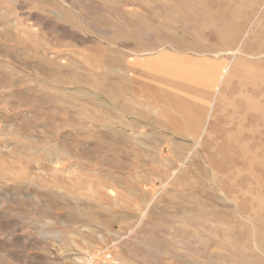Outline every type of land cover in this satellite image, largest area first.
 I'll list each match as a JSON object with an SVG mask.
<instances>
[{
	"label": "rangeland",
	"instance_id": "1",
	"mask_svg": "<svg viewBox=\"0 0 264 264\" xmlns=\"http://www.w3.org/2000/svg\"><path fill=\"white\" fill-rule=\"evenodd\" d=\"M238 83L263 92L264 0H0V264H264Z\"/></svg>",
	"mask_w": 264,
	"mask_h": 264
},
{
	"label": "bare ground",
	"instance_id": "2",
	"mask_svg": "<svg viewBox=\"0 0 264 264\" xmlns=\"http://www.w3.org/2000/svg\"><path fill=\"white\" fill-rule=\"evenodd\" d=\"M198 6L196 7H194V9L192 8V10L194 11V12H199V13H202V8L204 7V3L202 2V1H200L198 4H197ZM167 11V10H166ZM231 19L232 18H230V19H228V20H226L225 22H227V24H228V22H231ZM219 22V21H218ZM221 22H222V20L220 21V23H219V25L217 24V25H215V29H218V28H220V26H221ZM223 27H224V25H222ZM185 28V27H184ZM136 47H138V46H136ZM169 48L171 49V50H173L174 52H181V49H179V48H177V47H175V46H173V45H170L169 46ZM162 51V50H161ZM179 52V53H180ZM115 57V56H114ZM139 57V56H138ZM117 58V57H116ZM152 58V57H151ZM109 59V58H108ZM170 60V59H169ZM107 61V60H106ZM108 61H110L109 63H111V60H108ZM159 61V60H158ZM214 62V61H213ZM150 62H149V60L148 61H146L145 62V64H149ZM158 63H160V61L158 62ZM112 64H113V62H112ZM165 64V63H164ZM167 64V63H166ZM169 64V63H168ZM106 65V64H105ZM117 65H118V63H117ZM112 66V65H111ZM114 66V65H113ZM192 66V65H191ZM106 67V66H105ZM193 67V66H192ZM195 68H196V66H194ZM177 68V67H176ZM199 68V67H198ZM211 68V67H210ZM106 69V68H105ZM211 71H209V73H205V79L210 83V84H212V88H214L215 89V92H214V94H213V97L216 95V91H217V89H218V84L220 85V80L222 79V78H224V75H225V72H226V70H227V67H224V66H222V64L221 65H216V64H213V66H212V68L210 69ZM171 71L173 72V70L171 69ZM191 71V70H190ZM131 72V71H130ZM139 72V71H138ZM141 72V71H140ZM152 73V72H151ZM171 73V72H170ZM147 74V73H146ZM139 75V74H138ZM160 76V75H159ZM133 77V76H132ZM146 77V76H145ZM148 77V76H147ZM170 78V77H169ZM177 79V78H176ZM195 79V78H194ZM229 79H230V77H226V79H225V82H223L224 83V86H225V88H226V84H228L229 83ZM124 80V79H123ZM128 80V79H127ZM170 80V79H169ZM200 80V79H199ZM155 81H156V79H155ZM118 82V81H117ZM146 83H149V82H146ZM169 83V82H168ZM117 84V83H116ZM120 84H121V82H120ZM151 84V83H150ZM160 84V83H159ZM166 84V83H165ZM261 84V86H264V84H262V83H260ZM118 85V84H117ZM122 86H123V84H122ZM121 86V87H122ZM125 86V85H124ZM168 86V85H167ZM116 87V86H115ZM120 87V86H119ZM158 87V86H157ZM171 87V86H170ZM174 88V87H173ZM238 88H243L245 91H246V93H248V91L250 90V93H252V94H250V95H247V94H245L244 96H243V101L241 102V107L243 108L242 110L244 111L243 113H244V120L245 121H247V122H249V124H253V122H258V121H260V122H262V123H264V88H263V92L262 93H259V91H257V90H255L254 89V86H252L251 88H249L248 89V87H247V85H245L244 87H242V85L240 84V83H238L237 85H236V89H238ZM122 89V88H121ZM202 89V88H201ZM206 89V88H205ZM236 89L234 90V91H236ZM119 90V89H118ZM128 90V89H127ZM178 90V89H177ZM110 91V90H109ZM123 91V90H122ZM183 91V90H182ZM261 91V90H260ZM184 92V91H183ZM115 93V92H114ZM160 93V92H159ZM173 93H175V92H173ZM189 93V92H188ZM163 94V93H162ZM114 96H116V95H114ZM181 96V95H180ZM182 96H184V95H182ZM253 98H262L263 99V105H262V107H258V100L257 101H255ZM115 99H117V98H115ZM222 99H223V97L222 96H219V100L222 102ZM115 101V100H114ZM115 102H117V101H115ZM201 102V101H200ZM196 103V102H195ZM203 104V103H202ZM203 105H205V104H203ZM213 106V105H212ZM172 107L174 108V109H176V110H178V112L181 114V115H179V114H175V115H171V114H165L164 113V116H166V117H168V119H169V121H170V125L171 126H173V127H175L176 129H179L178 131H181V132H186L187 133V131L188 130H186L187 128V125H188V120L186 119V113H187V111H189L188 110V107H187V105L186 104H184V103H178V102H174V99H172ZM190 109V108H189ZM251 109H258L257 110V115H249V114H247V112L249 111V110H251ZM191 110V109H190ZM130 111V110H129ZM123 112H125V111H123ZM188 114H189V112H188ZM209 117V116H208ZM189 119V118H188ZM154 125H156L155 123H154ZM158 125V124H157ZM111 127V126H110ZM159 127V126H158ZM177 127H180V128H177ZM165 129V128H164ZM205 131V130H204ZM251 132V133H250ZM188 135V134H187ZM200 135V134H199ZM244 138H246L247 140H248V142H250V145H249V143H247L249 146H250V148H251V150H252V152H251V154L249 155V158H247V160L249 159V164H250V166L252 167V168H254V169H264V167L263 168H259V166H260V164H264V132L263 133H261V135H260V137H259V139L260 140H262V143H263V145L261 146L262 147V149H261V147L259 148L258 147V145H256V136H255V131H249V134L247 135V136H245ZM199 140H200V138H199ZM239 151H240V153L241 154H246V152H245V147L244 146H239ZM112 192V191H111ZM110 192V193H111ZM113 193V192H112ZM114 193H115V191H114ZM114 195V194H113ZM110 197V196H109ZM108 197V198H109ZM111 198H112V196H111ZM113 199V198H112ZM102 209V208H101ZM263 211H264V208H263ZM124 213V212H123ZM93 218V217H92ZM96 218V217H95ZM89 220H91V219H89ZM250 222V225H251V227L253 228V230H254V234H255V238H256V240H257V242H258V244L260 245V246H262L263 247V249H264V213L263 214H257V215H253L251 218H250V220H249ZM104 222V221H103ZM106 222V221H105ZM108 222V221H107ZM95 224V223H94ZM112 224V223H111ZM106 226V225H105ZM92 234H93V232H92ZM91 234V235H92ZM253 239V238H252ZM144 248V247H143ZM109 256V255H108Z\"/></svg>",
	"mask_w": 264,
	"mask_h": 264
}]
</instances>
